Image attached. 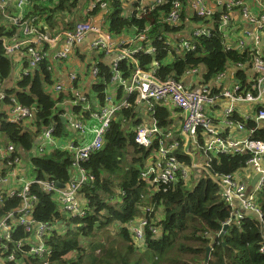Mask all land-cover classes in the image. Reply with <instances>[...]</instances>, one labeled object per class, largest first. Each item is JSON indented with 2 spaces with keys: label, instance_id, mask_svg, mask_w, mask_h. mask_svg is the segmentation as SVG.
Segmentation results:
<instances>
[{
  "label": "trees",
  "instance_id": "obj_1",
  "mask_svg": "<svg viewBox=\"0 0 264 264\" xmlns=\"http://www.w3.org/2000/svg\"><path fill=\"white\" fill-rule=\"evenodd\" d=\"M90 1H35L28 7L27 17L35 18L41 32L53 35L88 19L96 22L98 16L108 15L107 31L114 38L127 33L145 35L137 45H143L145 49L153 47V52L143 50L132 57L141 69H153L160 80H181L186 69L202 67L203 79L209 81L228 65H245L251 60L249 48L226 49L224 32L218 30L219 12L204 19L190 12L186 0H180V24L169 25L164 22V17L171 0L153 7L147 4L140 13L136 9L137 3L130 5L124 0H105L107 6L99 9L98 6L88 8ZM199 23L211 30L210 36L186 38L194 49L181 50L180 39L191 31L192 25ZM0 35L9 42L23 38L18 27L3 21L2 15ZM20 52L25 53V50ZM77 53L80 59H85L84 53ZM262 54L264 58V49ZM93 61V67L97 69L94 78L89 76L88 65L78 73L82 81L80 87L89 105L85 109L84 103L75 102L69 93L53 94L51 87L55 82L53 67L56 64L48 59L21 74L14 85L8 87L14 58L4 52L0 42V84L4 90V97L0 99V145L12 144L14 151L10 159L19 158L20 165L17 166L24 165L21 168L26 180H50L68 185L75 172L72 153L53 146L42 153L35 149L44 129L53 125L54 139L64 145L71 141L79 144V133L71 128L68 118L63 120L60 115L71 114L74 119L87 123L94 111L106 105L110 93L114 94L115 101L125 96L123 87L113 79L114 72L105 54H95ZM23 66H28L25 57ZM134 68L132 59L124 58L117 71L121 78L128 79ZM234 78L243 90L254 92L245 70L237 69ZM11 97L16 103L33 109L29 121H9L6 109L11 104ZM134 99L135 95L130 94L129 106L115 113L104 134L102 148L79 164L93 177L79 190L85 215L63 214L58 209L56 194L43 191L36 183L31 184L29 193L36 198L32 217L35 222L56 226L45 237L49 255L44 258L28 255L30 245L26 242L30 234L17 226L9 238L0 239V264H14L16 260L25 264H204L209 245L211 250L206 264H264V183L256 196L261 218L243 212L242 217L218 237L222 226L229 222L232 209L221 200L219 187L210 177L246 170L250 154H211L208 172L202 170L205 175L192 186L190 178L186 181L180 174L173 183H151L142 177V172L157 149V139L150 147L135 142V128L141 118ZM152 115L158 126L172 128L174 119L170 118L166 108L155 104ZM229 120L241 124L244 129H253L249 138L264 143V125L258 127L254 120L244 119L239 114L230 116ZM198 142L204 144L200 129ZM174 154L182 166L191 167L192 158L181 145ZM192 174L191 171L190 177ZM19 204L20 198H5L0 204V218L8 211L13 212ZM143 220L145 225L138 240L133 228ZM57 221L60 223L56 224ZM10 254L15 260H7Z\"/></svg>",
  "mask_w": 264,
  "mask_h": 264
},
{
  "label": "built area",
  "instance_id": "obj_2",
  "mask_svg": "<svg viewBox=\"0 0 264 264\" xmlns=\"http://www.w3.org/2000/svg\"><path fill=\"white\" fill-rule=\"evenodd\" d=\"M35 1L48 2V0H0V15L3 21L17 26L23 36L22 39L9 42L0 35L4 52L13 58L17 56L20 62L19 77L37 68L42 60L48 59L56 64L53 67L55 71V82L51 87L53 94L57 96L59 93H69L76 100L75 102L84 103V108L88 109V100L80 87L82 81L79 80L78 73L88 65L90 67L89 76L94 78L97 69L93 67V56L104 53L105 59L111 63L110 66L114 72L113 79L123 87L125 96L115 101L114 94L110 93L106 98V105L94 111L91 114V120L87 123L74 119L71 114L60 115L64 120L68 118L71 128L79 133V144L71 141L64 145L54 139L53 125L44 129L40 143L35 145V149L37 148L42 153L46 148L53 146L67 149L72 153L75 177L63 188L50 180L23 179L21 176L23 174L18 172L19 158L10 159L14 151L12 144L0 145V204L5 198H20L18 207L0 218V239L9 238L14 229L21 226L25 232L30 234L26 242L30 245L27 254L40 258L49 255L45 237L56 226L47 222H35L32 217L36 198L29 193V187L33 183L38 184L47 193L56 194L58 209L63 214L72 217L85 215L79 190L83 184L90 183L93 177L79 164L102 148L106 130L115 113L129 106L130 94L135 95L136 110L144 115L140 124L135 128V142L141 146L150 147L157 139V149L150 155L146 169L142 172L145 180L151 183H173L180 174L187 181L190 178V170L193 168L208 172L211 154L249 153L250 158L246 162L248 167L246 170L210 177L219 187L221 200L231 207V216H234L236 222L242 217L243 212H251L261 218L256 196L264 183V143L250 139L254 130L244 129L241 124L230 121L229 117L239 114L233 105L234 102L253 103L264 98V58L262 54L264 49V0H186L190 12L198 17L209 19L212 14L219 12L218 30L224 32L226 49L249 48L251 50V60L248 63L228 65L226 70L209 81H204L202 67L186 69L181 80L173 78L160 80L154 75L153 69H141L132 56L139 51L153 52L154 50L153 47L145 49L143 45H137V42L143 40L145 35L142 33L137 36L131 35L129 39L114 43V37L101 28L104 21L102 15L98 16L99 23L88 19L76 24L72 29L60 30L53 35L41 32L35 24V18L27 17L28 7ZM167 1L124 0L130 5L137 3L136 9L139 13L147 4L153 7L155 4H163ZM107 4L105 0H91L88 8L98 6L99 9H104ZM181 5L180 0H171L164 22L169 25L180 24ZM192 26L191 31L180 39L181 50L194 49V45L186 38L210 36L211 34V30L206 25L199 23ZM89 35L93 36L88 44L89 51L93 55L92 58L82 60L76 49ZM21 49H24L25 53H21ZM23 57L27 60V68L23 66ZM124 58L132 59L135 65L128 79L121 78L117 71L119 62ZM74 61H78V68L73 67ZM67 64L69 67L66 66ZM237 69L247 72L251 89L254 92L243 90L238 79L234 78V74L231 82H228L226 88L224 87L225 79L230 71L235 73ZM3 97L4 90L0 84V99ZM10 100L11 104L6 109L9 113V121L27 122L33 117V109L16 103L13 97ZM155 104L168 110L170 118L174 119L172 128L164 129L157 125L152 117ZM239 115L244 119L254 120L256 125L261 127L264 125V104L252 114ZM198 129L204 138L203 145L198 142ZM237 132L244 133V135L239 136ZM180 145L184 148V152L191 156V167L182 166L175 156L174 152ZM196 150L203 156V163L196 161ZM257 173L261 176L254 186L251 185L250 189V179ZM245 175L248 177H244ZM245 178H248V182ZM11 180L18 183L12 185ZM59 223L60 221L56 222V224ZM144 225L143 220L133 228L138 240L142 237L141 228ZM262 250L264 251V247ZM7 260H15L14 255L10 254ZM14 264H25V262L16 260Z\"/></svg>",
  "mask_w": 264,
  "mask_h": 264
},
{
  "label": "crops",
  "instance_id": "obj_3",
  "mask_svg": "<svg viewBox=\"0 0 264 264\" xmlns=\"http://www.w3.org/2000/svg\"><path fill=\"white\" fill-rule=\"evenodd\" d=\"M96 19H97L96 22L99 23L98 17ZM131 35L132 34H130V33L120 35V36L114 38V43L119 41V40L129 39L131 37ZM92 39H93L92 35L87 36L86 40L80 46H78L77 49H76V51L79 52L80 54L84 53L85 54V58H92L93 53L89 51V46H88L89 42ZM90 53H92V54H90ZM75 64H77V68H78V61H76ZM233 74H234V71H230V73L228 74L227 79H225V84H224L225 88L227 87L228 82H231V80H232L231 77H232ZM17 78H19V76L16 77V76H13V74H12V77L10 79H8L7 86H11V85L13 86L14 82L17 80ZM224 102L227 103L228 101H224ZM262 104H264V98H261L258 102H253V103H246V102H242V101H237V102L233 103L237 113L242 114V115L254 113L255 112V107L257 105H262ZM143 116H144L143 113L139 112V117L141 118V121H142ZM237 134L239 136H243L244 135V133H241V132H237ZM39 143H40V141H39ZM195 158H196V161H198L200 163L204 162V158H203V156L200 153L197 156L195 155ZM21 167H24V165H22ZM21 167H18V172L19 173L21 172L23 175L18 174V173L17 174L21 175L23 179H26L25 178L24 169L21 168ZM74 177H75V172L73 174V178ZM244 177H248V176L245 175ZM253 177H254V175L251 177L250 182H249L250 189L252 187L251 186V182L253 180ZM245 180L248 182V178H245ZM17 183L18 182H16L15 180L14 181L11 180V184L12 185H16Z\"/></svg>",
  "mask_w": 264,
  "mask_h": 264
},
{
  "label": "rangeland",
  "instance_id": "obj_4",
  "mask_svg": "<svg viewBox=\"0 0 264 264\" xmlns=\"http://www.w3.org/2000/svg\"><path fill=\"white\" fill-rule=\"evenodd\" d=\"M78 9H80V6H79ZM103 19H104V21H103V23L101 25V28L103 30H106L107 31V26H108V22H109L108 15H105V16L103 15ZM19 70H20V62L18 61L17 56H14L13 70H12L13 76L18 77L19 76ZM195 154L197 156L199 154V152L196 150L195 151ZM191 171L193 173L192 176L190 177V184L192 186V185H194L198 181V179L200 177L204 176L205 174L201 170H190V172Z\"/></svg>",
  "mask_w": 264,
  "mask_h": 264
},
{
  "label": "water",
  "instance_id": "obj_5",
  "mask_svg": "<svg viewBox=\"0 0 264 264\" xmlns=\"http://www.w3.org/2000/svg\"><path fill=\"white\" fill-rule=\"evenodd\" d=\"M61 118L64 120L63 117H61ZM263 168H264V167H263ZM260 176H261L260 173L255 174V176L253 177V180H252V182H251V185H252V186L255 185L256 181L259 179ZM57 185H58L59 187H62V188L64 187L62 184H59V183H57ZM234 221H235L234 216H231V219L229 220V222L225 223V224L222 226V229H221L220 233L218 234V237L222 236L223 233L225 232V230L228 228V226L231 225L232 223H234ZM263 227H264V226H263ZM210 250H211V245H209V246L206 248V255H205L204 264H206L207 261H208V259H209V252H210Z\"/></svg>",
  "mask_w": 264,
  "mask_h": 264
}]
</instances>
